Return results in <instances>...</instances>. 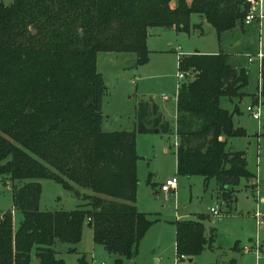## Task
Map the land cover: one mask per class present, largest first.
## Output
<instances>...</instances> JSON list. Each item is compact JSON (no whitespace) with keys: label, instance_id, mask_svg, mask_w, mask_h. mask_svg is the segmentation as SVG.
I'll list each match as a JSON object with an SVG mask.
<instances>
[{"label":"trees","instance_id":"trees-1","mask_svg":"<svg viewBox=\"0 0 264 264\" xmlns=\"http://www.w3.org/2000/svg\"><path fill=\"white\" fill-rule=\"evenodd\" d=\"M174 1V5L171 4ZM257 0H12L0 3V179L11 182V208L0 213V264H59L55 244L74 251L83 219L94 244L132 258L151 223L134 205L137 178L133 132L101 131L105 85L96 70L100 52L147 59L150 28L187 31L190 15L202 17L216 37L236 26ZM255 7V8H254ZM185 74L175 95L176 175L213 178L229 203L240 178L255 186L242 152L225 149L244 131L219 107L240 99L247 71L227 55L193 53L176 59ZM264 99V56L259 63ZM257 96L252 104H256ZM140 120L147 116L145 104ZM146 121V120H145ZM157 121V120H156ZM155 121V122H156ZM157 123L154 124L156 126ZM145 131V129H144ZM86 190L68 211L38 208V179ZM13 181H18L15 184ZM20 219L13 225L12 214ZM203 244L200 223L174 221L175 255L191 257ZM79 264H85L82 258Z\"/></svg>","mask_w":264,"mask_h":264},{"label":"rangeland","instance_id":"rangeland-1","mask_svg":"<svg viewBox=\"0 0 264 264\" xmlns=\"http://www.w3.org/2000/svg\"><path fill=\"white\" fill-rule=\"evenodd\" d=\"M11 2L0 0L5 6ZM171 4L174 5V1ZM259 12L263 15L259 34L256 26L245 28L243 32L236 27L222 33L217 40L214 30L198 15L190 16L186 32L151 28L146 37L147 59L141 65H136L131 53H97L96 70L105 85L101 101V131L133 132L135 153L141 158L135 162V205L151 220L138 242L135 255L131 259H122L119 264H264V225L256 226L253 218L256 211L264 214V99L259 100L258 121L245 112L258 93L255 55L258 51L264 53V0H259ZM257 15L256 10L253 13L255 21ZM241 25L247 27L243 21ZM194 52L225 53L230 65L232 63L248 73L239 100L221 98L219 101V107L229 113L233 112L234 106L237 107L232 124L244 131L241 138L226 139L225 149L244 153L247 172L256 179L253 188L240 178L229 203L220 197L213 178L178 176L175 171L174 97L176 86L183 81L176 78V59L177 55ZM247 58L251 62H247ZM143 104L147 116L146 121L144 118L140 120V124L145 131L138 125ZM173 177L177 180L173 192H154L160 182ZM37 181L41 211H68L83 206L85 202L80 195L87 191L71 182L72 187L67 189L48 178ZM10 187L9 180L4 183L0 179V213L11 208ZM210 207L216 208L217 215L209 211ZM177 217L179 221L200 223L203 244L190 262L185 255L176 259L173 241ZM19 219V212L14 211L13 224L16 225ZM255 240L258 253L241 251V246H251ZM74 247V251H67L65 244H55V258L60 260L59 264H79V258L85 264H116L114 254L92 242L86 219L82 221L80 238ZM34 261L31 255L30 264H35Z\"/></svg>","mask_w":264,"mask_h":264},{"label":"built area","instance_id":"built-area-1","mask_svg":"<svg viewBox=\"0 0 264 264\" xmlns=\"http://www.w3.org/2000/svg\"><path fill=\"white\" fill-rule=\"evenodd\" d=\"M257 8L256 9H253L251 10L247 15H245L244 19H243V23L245 25H248L250 24L252 21H254V16H253V13L257 10H259V0H257ZM257 18H260L261 17V14L259 13L258 11V15L256 16ZM264 56V54H262L260 51H258L255 55V58L257 59L258 63H260V60L261 58ZM180 57V55H177V58ZM248 62L251 61L250 58L247 59ZM184 76L185 74L180 72V73H177L176 75V78L177 80H180V79H184ZM177 86H176V91H177ZM176 95V93H175ZM166 99V98H164ZM259 95L257 94V102L256 104H252L251 106H247L245 108V112L253 119V120H256L258 121L259 119V112H258V104H259ZM174 101H175V97H174ZM176 146V141L174 142V146ZM176 187V178L173 177V178H168V179H165L164 181H162L159 185H158V190L160 192H164V193H167V192H171L175 189ZM254 188V187H253ZM209 211L214 214V215H217V211H216V208L215 207H210ZM1 215H0V220H1ZM253 218H254V222H255V225L256 226H259V225H264V214L263 213H260V212H254L253 213ZM241 251L242 252H247L249 250H254L255 253H258V243L255 242L251 245V246H247V245H243L240 247ZM184 256L183 255H180V256H176V259H182ZM100 264H103L102 262Z\"/></svg>","mask_w":264,"mask_h":264},{"label":"crops","instance_id":"crops-1","mask_svg":"<svg viewBox=\"0 0 264 264\" xmlns=\"http://www.w3.org/2000/svg\"><path fill=\"white\" fill-rule=\"evenodd\" d=\"M255 8V7H254ZM257 8V7H256ZM255 8V9H256ZM259 11V10H258ZM260 13V12H259ZM191 16V15H190ZM261 16H263V15H261ZM190 18V17H189ZM261 18L262 17H260V18H258L256 21L254 20V21H252L250 24H248V25H245V26H247V27H243L242 28V25L241 26H236L241 32H243L244 31V29L246 28V29H249L250 27H252V26H256L257 27V34H259V32H260V20H261ZM236 27H234V28H236ZM151 29V28H150ZM150 29H148V30H150ZM147 30V31H148ZM232 30V29H231ZM224 33V32H223ZM220 35H222V33L220 34ZM219 35V36H220ZM219 36L217 37V40H218V38H219ZM145 44H146V42H145ZM146 47H147V44H146ZM259 48H260V43H259V41H258V50H259ZM194 53H197V52H194ZM218 53V52H217ZM222 53V52H221ZM262 53V52H261ZM193 54V53H192ZM198 54H200V53H198ZM213 54H216V53H213ZM225 54V53H224ZM262 54H264V53H262ZM190 55V54H189ZM205 55H211V54H205ZM227 55V54H226ZM184 56H186V55H184ZM248 59V58H247ZM248 62V61H247ZM251 62V61H250ZM228 63V62H227ZM229 64V63H228ZM230 65V64H229ZM231 67H233V68H235V69H239L240 67H237V66H234L232 63H231V65H230ZM248 74V73H247ZM257 75H258V78H257V87H258V81H259V63H258V69H257ZM257 96V95H256ZM256 96H254V98L256 97ZM253 98V99H254ZM175 102V101H174ZM154 105V104H153ZM157 108V107H156ZM156 111H158V108H157V110ZM103 120V119H102ZM256 121V120H255ZM174 140L176 141V139H175V137H174ZM232 152H234V151H232ZM244 154V153H243ZM175 158V157H174ZM138 160H141V158H137V161ZM247 164V163H246ZM252 180L251 181H255V185H256V179L254 178V177H252L251 178ZM161 183V182H160ZM159 183V184H160ZM158 184V185H159ZM176 184H177V180H176ZM255 187V186H254ZM154 192H160L159 190H158V186H157V188H156V190L154 191ZM171 192H173V191H171ZM136 193V192H135ZM168 193V192H167ZM136 195V194H135ZM135 199H136V196H135ZM259 199H262L261 197L259 198ZM135 202H136V200H135ZM135 202H134V205H135ZM135 207H136V205H135ZM175 219H179L178 217L177 218H175ZM13 225H15V224H13ZM173 243H174V241H173ZM32 256H33V258H34V263L35 264H38V262H37V259L34 257V255L33 254H31ZM131 259V258H130ZM188 261L190 262V260L188 259ZM31 263V257H30V261H29V263L28 264H30Z\"/></svg>","mask_w":264,"mask_h":264},{"label":"water","instance_id":"water-1","mask_svg":"<svg viewBox=\"0 0 264 264\" xmlns=\"http://www.w3.org/2000/svg\"><path fill=\"white\" fill-rule=\"evenodd\" d=\"M77 196H78V194H77ZM190 260V259H189Z\"/></svg>","mask_w":264,"mask_h":264}]
</instances>
